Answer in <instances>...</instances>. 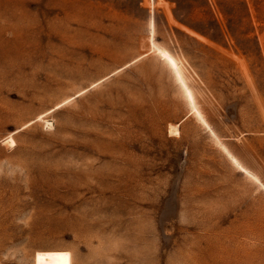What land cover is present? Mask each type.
Segmentation results:
<instances>
[{
  "label": "rangeland",
  "instance_id": "rangeland-1",
  "mask_svg": "<svg viewBox=\"0 0 264 264\" xmlns=\"http://www.w3.org/2000/svg\"><path fill=\"white\" fill-rule=\"evenodd\" d=\"M0 264H264V0H0Z\"/></svg>",
  "mask_w": 264,
  "mask_h": 264
},
{
  "label": "bare ground",
  "instance_id": "bare-ground-1",
  "mask_svg": "<svg viewBox=\"0 0 264 264\" xmlns=\"http://www.w3.org/2000/svg\"><path fill=\"white\" fill-rule=\"evenodd\" d=\"M150 43H151V42H150ZM151 45H152V43H151ZM45 123L48 124V125L51 124L48 120H45ZM176 132H177V131H176ZM6 141H7L8 143H10V144H14V138L12 137L11 134L7 136Z\"/></svg>",
  "mask_w": 264,
  "mask_h": 264
},
{
  "label": "snow or ice",
  "instance_id": "snow-or-ice-1",
  "mask_svg": "<svg viewBox=\"0 0 264 264\" xmlns=\"http://www.w3.org/2000/svg\"><path fill=\"white\" fill-rule=\"evenodd\" d=\"M38 255H39V254H38ZM63 255H65V256H66L67 254L65 253V254H63Z\"/></svg>",
  "mask_w": 264,
  "mask_h": 264
}]
</instances>
